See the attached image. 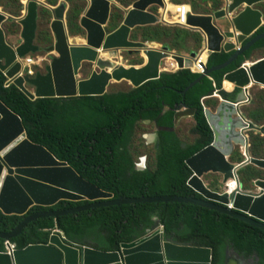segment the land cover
Wrapping results in <instances>:
<instances>
[{
	"label": "water",
	"instance_id": "95a60500",
	"mask_svg": "<svg viewBox=\"0 0 264 264\" xmlns=\"http://www.w3.org/2000/svg\"><path fill=\"white\" fill-rule=\"evenodd\" d=\"M115 2L87 0V8L80 18L84 43L70 40L80 36L71 38L69 35L66 5L59 4L53 8L50 30L54 43L45 49L35 44L39 0H27L24 15L17 19L22 30L21 41L16 46L8 43L3 29L5 22L15 18L0 11V71L12 85L34 101L39 98L102 96L108 92L111 84L122 81L137 88L160 78L163 60L174 59L180 69H188L187 64L197 61L196 52L184 56L170 51L168 47L154 48L131 39L134 29L159 23L149 9H164V0H134L120 25L108 31ZM260 2L264 0H212L211 8L218 9H214L211 14L192 13L187 16V27L203 34V50L208 57L221 52L232 56L223 65L206 67L204 74L183 90L182 95H186L213 72L229 68L264 41V34L257 35L262 25V14L253 8ZM218 21H222L220 27L216 24ZM237 33L240 36L236 42L242 45L239 51H235V44L229 41ZM42 52L49 56L48 61L45 59L47 64L44 73L37 72L34 77L20 76L19 60ZM122 52L140 54L144 63L139 67H127L116 61L122 59ZM105 54L106 57H102ZM251 58L225 76L224 82L233 86L231 92L221 88L212 95V99L218 100L215 111L204 110L213 142L186 162L192 174L187 186L200 199H113V194L83 179L67 162L58 160L44 146L31 142L21 118L0 101V211L4 215L25 216L33 207L50 208L60 201L89 203L67 210L28 215L10 233L0 232V238L10 240L17 237L29 223L40 218H58L108 206L168 203L209 209L264 232V180L254 182V191L244 192L237 178V173L247 166L264 171V160L250 158L248 153V134L264 137V126L257 127L247 121L240 110L251 101V87L264 89V59L250 63ZM86 63L93 64L94 70L88 78L79 79ZM183 107L188 110L181 105L176 111ZM189 111L194 115L193 110ZM155 138L157 143L156 134ZM237 148L244 151L245 158V162L238 166L229 162ZM210 174L222 177V192L207 188L203 178ZM233 180L239 187L228 194L227 185ZM229 205L232 210L227 209ZM234 256L237 257L235 253ZM212 260L210 248L174 244L165 239L163 232L154 229L145 237L122 244L119 250L113 252L84 245L75 246L58 234H52L48 243L29 244L24 248H16L11 254L0 251V264H212Z\"/></svg>",
	"mask_w": 264,
	"mask_h": 264
},
{
	"label": "trees",
	"instance_id": "16d2710c",
	"mask_svg": "<svg viewBox=\"0 0 264 264\" xmlns=\"http://www.w3.org/2000/svg\"><path fill=\"white\" fill-rule=\"evenodd\" d=\"M46 1L56 6L59 0ZM81 11H78L77 17ZM145 28L193 33L177 26ZM261 34H264V28L257 33ZM79 35L76 33L74 36ZM147 41L163 46L168 43L153 38ZM173 45V50H188L186 46L178 48ZM262 49L264 41L229 68L202 79L186 95L181 92L199 78L198 74L188 69L162 73L159 79L137 88L125 81L114 83L102 96L39 98L34 101L14 85L5 87L7 78L0 71V101L21 118L31 142L44 146L58 160L67 162L83 179L113 194V199H200L187 186L192 174L186 162L213 142L203 102L215 91L221 90L227 74L248 61L253 51ZM34 56L41 57L42 54ZM231 56L230 53H213L207 66L223 65ZM37 72L40 70L35 74ZM123 83L127 88L118 87ZM181 105L195 112L191 130L196 137L194 144H185L178 128H175L176 109ZM154 132L158 135L156 147L147 144L144 138ZM143 157H146V169L141 171L136 165ZM87 204L86 201H60L50 208L33 207L25 216L4 215L0 211V232L10 233L34 213L67 210ZM157 225L163 228L165 239L174 244L210 248L212 264H225L228 250L243 259L264 264V232L190 204L108 206L58 218H40L29 223L20 235L10 240L18 248L45 244L52 231L59 229L70 242L113 252L119 250L122 244L145 237ZM4 240L0 238V250L4 249Z\"/></svg>",
	"mask_w": 264,
	"mask_h": 264
},
{
	"label": "rangeland",
	"instance_id": "374dc122",
	"mask_svg": "<svg viewBox=\"0 0 264 264\" xmlns=\"http://www.w3.org/2000/svg\"><path fill=\"white\" fill-rule=\"evenodd\" d=\"M39 1H40V5L38 7L37 31H36V40H35V44L37 46H39L42 49H45L54 43V37L50 30V24L53 20L52 9L58 6L59 4L66 5L67 8L66 21H67V27L70 37L72 38L76 33H80L79 36L82 37L84 36V31L80 27V18L87 8V0H82L83 2L79 0H59L56 6L50 4L46 0H39ZM130 1L131 0H116V2L112 5L110 23L107 27L108 31H113L120 25L124 17V14L131 6L132 2L130 3ZM179 1H183V0H179ZM185 1L189 5L191 4L196 10L199 11L202 10V8L204 7L202 5H204L203 3L206 0L203 1L185 0ZM26 3L27 0H2L0 2V11L15 18V20H8L3 24V29L5 31L7 41L8 43L14 46L18 45L19 42L21 41L22 28L18 23L17 19L21 18L24 15ZM180 8H181L180 6L176 8L177 12L178 10H180ZM81 9L82 11L78 15L79 17H77L78 11ZM187 9L191 10V8L188 6L185 7V10ZM68 12L70 17L69 19H68ZM164 20L168 22H173L177 20V17H175L173 21L172 20L170 21L168 20L167 16H164ZM165 31H156L148 28H138L132 32L131 39L142 43H147V40L151 38L158 40H166L168 42L166 47L168 48H171V44L173 45L174 43L175 46L178 48H184L186 46L187 48L196 50L198 46V40L193 33L182 32L179 30H167L166 32ZM178 39L180 40L183 39V41L180 42V40ZM70 40L73 43L74 42L84 43V39L81 37H77V39L74 38ZM152 46L158 47V45L156 44H153L150 47ZM39 54L40 55L42 54V57H44L45 59L47 58V55L45 53L42 52ZM120 55L122 59L119 58L116 61L123 63L127 67L129 66L139 67L144 63V58L140 54L128 55L126 52H122ZM105 56L106 54L104 55V57ZM33 57L36 59L38 56L33 55ZM46 60L48 61V59ZM46 64L47 62H44L42 63L41 67L34 66V69L36 71L40 70V72H43ZM93 70H94L93 64H89V63L84 64L79 79L88 78ZM118 87H121V89L127 88L126 84L124 83L119 85ZM252 98L253 100H251L250 103L252 105L248 108L249 110L248 114L252 115L250 121L256 123L254 125H259L260 122L262 123V121H264V108H261V106L264 105V90L261 91L258 90L257 88L253 89ZM206 105L210 107L211 111H215V109L218 106V102L207 101ZM193 127H194V123L192 119L190 120V123L180 124L178 126V132L181 135V138L183 139L185 144H194L196 137L191 133ZM248 138H249L248 140L250 146L248 149L249 156L254 159H259V160L264 159V137L260 135H255L253 133H249ZM242 153L244 155V151ZM241 155H242L241 150L237 148L229 162L241 163L242 161H244ZM237 177L242 188L246 189L247 191H254L253 184L255 181L264 180V171H261L253 166H247L239 171ZM203 181L204 183H206L205 185H207V187H210V189H212V191L222 192L223 187H222V180L220 177L215 175H207L203 178ZM227 255H229L231 259L235 261L234 263L237 264H240V262L242 264H257L256 261L254 260H249V259L243 260L238 255L237 257L234 256V252H232L231 250L227 251Z\"/></svg>",
	"mask_w": 264,
	"mask_h": 264
},
{
	"label": "crops",
	"instance_id": "0c3cea01",
	"mask_svg": "<svg viewBox=\"0 0 264 264\" xmlns=\"http://www.w3.org/2000/svg\"><path fill=\"white\" fill-rule=\"evenodd\" d=\"M165 2V8L164 9H161V8H159V7H152L151 9H149V11L151 12V13H153L154 15H156V17L158 18V20H159V23H157V24H155V25H150V26H156V25H167V26H177V27H180V28H184V29H187V30H191L192 32H193V34L196 36V38H197V40H198V46H197V48H196V51H193V49H190V48H188V50L187 51H185V50H183V49H181V50H173V49H171V48H169V50L170 51H172V52H175V53H177V54H181V55H184V56H188V55H190L191 53H193V52H196V53H199L200 51H202L203 50V47H204V41H205V39H204V36H203V34L200 32V31H198V30H194V29H190L189 27H181V26H178V25H176V23L175 22H168V21H165L164 20V16H167L168 17V20H172L173 21V19L177 16V10H176V8L178 7V6H180V5H187L188 7H190L191 8V10H190V13L189 14H192V13H194V14H198V15H209V14H211L212 13V11L214 10V9H218L217 7H212L211 8V2H212V0H206V1H204V5H202V6H204L203 8H202V10H196L191 4L189 5L185 0H183V1H179V0H164ZM203 1V0H202ZM168 4V5H167ZM169 4H170V6H169ZM171 7V8H170ZM253 8H255V9H257V10H259L260 12H261V14H262V19H261V21H262V25H261V29H263L264 28V2H260V3H258L257 5H255ZM188 14V15H189ZM187 15V16H188ZM219 23V24H218ZM216 24H217V26L219 25V27L221 26V24H222V21H218V22H216ZM225 25V24H224ZM145 27H149V26H144V27H138V28H145ZM138 28H136V29H138ZM260 29V30H261ZM135 30V29H134ZM133 30V31H134ZM259 30V31H260ZM132 31V32H133ZM80 37H82V36H80ZM230 42H232V43H234L235 41H234V39H231V40H229ZM147 43H148V45H153V44H156V45H158V47L159 48H162V47H166V46H163V45H161V44H159V43H157V42H151V41H147ZM235 44V43H234ZM236 44H237V42H236ZM242 47V46H241ZM180 51V52H179ZM263 53H264V49H262V50H256L254 53H253V55H252V57L253 58H251V60L249 61L250 63H255V62H258V61H260V60H263L264 59V55H263ZM42 57V56H41ZM209 58V57H208ZM207 63H208V60H207ZM41 66H42V64H41ZM40 66V67H41ZM208 67V66H207ZM36 71V70H35ZM225 78V77H224ZM225 83H227V82H224V79H223V83H222V88H225L224 87V84ZM232 86V85H231ZM231 86H227L226 87V92H231L232 90H231ZM255 88H257L258 90H261V91H263L264 89H261L260 87H257V86H253V87H251L250 89H249V95H250V100H253V98H252V91H253V89H255ZM232 89H233V86H232ZM231 90V91H230ZM212 97L213 96H211V97H209V98H207V99H205L204 100V102H203V106H204V110H206V109H208V110H211L210 109V107H208L207 105H206V102L207 101H216V102H218V100H216V99H212ZM250 103H251V101H250ZM248 104V105H245L244 107H242L240 110H241V113H242V116L247 120V121H249V122H252V121H250V119L252 118V115H249L248 114V112H249V110H248V108L252 105V104ZM261 108H264V105L263 106H261ZM193 118H194V115H192V113L189 111V110H187V109H185L184 107L183 108H181L180 110H178V111H176V116H175V128H178V126L180 125V124H188V123H190V120L192 119L193 120ZM252 124H256V123H253L252 122ZM255 126H259V127H263L264 126V121H262V123L260 122L259 123V125H255ZM155 134L157 135V133H150V134H147V135H145L144 136V138L147 140L146 142H147V144H154L155 145V147L157 146V144H158V141H157V143H156V138H155ZM158 136V135H157ZM155 141V142H154ZM250 147V146H249ZM241 156H242V158L244 159V161H242L241 163H231V164H234V165H236V166H238V165H240V164H242V163H244L245 162V158H244V155H243V153H242V151H241ZM251 158V157H250ZM254 159V158H253ZM260 160H264V159H260ZM262 171V170H261ZM239 173V172H238ZM238 173H237V175H238ZM210 175H212V174H210ZM215 176H218V177H220L221 178V180H222V177L220 176V175H215ZM238 178V177H237ZM239 182V181H238ZM206 184V183H205ZM240 184V183H239ZM207 186V185H206ZM241 186V185H240ZM207 188H209L210 189V187H207ZM211 191H212V189H210ZM242 190L244 191V192H251V191H247L246 189H244V188H242ZM213 192H218V191H213ZM218 193H220V192H218ZM159 227H161V226H156L155 228H154V231H157V229L159 228ZM163 232V231H162Z\"/></svg>",
	"mask_w": 264,
	"mask_h": 264
},
{
	"label": "built area",
	"instance_id": "2783aa9c",
	"mask_svg": "<svg viewBox=\"0 0 264 264\" xmlns=\"http://www.w3.org/2000/svg\"><path fill=\"white\" fill-rule=\"evenodd\" d=\"M180 7L181 8H180V10H178L177 16H176L178 19L176 22V25L181 26V27H187V15L190 13V10L189 9L185 10V7H187V5H180ZM238 36H240L239 33H237L235 35V38H234L235 51H239L241 49V46H242L238 43L236 44ZM204 52H206V51L203 50V51H200L199 53H197L198 58H197V61L194 62L197 64V68H191V67L188 68V70H190L192 73H195L198 75L204 74L205 68L207 67V60H208V55L206 53L205 60L203 62L201 61V55ZM44 62H45L44 57H37L36 59L33 57V55H28V56L24 57L23 59L19 60V63L21 64L20 76L34 77L35 72H36L34 69V66L40 67L41 64ZM160 69H161L162 73H175L179 70H182L178 66V63L172 58H168L166 60H163L161 63ZM10 85H12V83L10 82L9 79H7L5 82V87H9ZM215 92H217V91H215ZM215 92L213 93V96L215 95ZM136 168L141 170V171H144L146 169V157H143L140 160V163H138L136 165ZM227 209L232 210V206H230V205L227 206ZM157 230L162 232L163 228L159 227ZM52 234H58V235H60V237H63L66 241H68L67 238L64 237L63 234L57 229H54L52 231ZM68 242L72 245H75V246L79 245V244H76V243H73L70 241H68ZM16 248H18L16 246V244L14 242H12L11 240L7 239V240H4V249L0 250V251L11 254Z\"/></svg>",
	"mask_w": 264,
	"mask_h": 264
},
{
	"label": "bare ground",
	"instance_id": "6f19581e",
	"mask_svg": "<svg viewBox=\"0 0 264 264\" xmlns=\"http://www.w3.org/2000/svg\"><path fill=\"white\" fill-rule=\"evenodd\" d=\"M102 57H104V55L102 56ZM106 57V56H105ZM205 57H206V52H204L202 55H201V61L203 62L204 60H205ZM185 65H186V63H185ZM187 66L188 67H191V68H197V64L196 63H193V62H191V63H189V64H187ZM231 86V84H229V83H225L224 84V89L226 90V87L227 86ZM231 90H232V86H231ZM230 90V91H231ZM227 91V90H226ZM155 142V141H154ZM238 185L236 184V182L233 180V181H230L229 183H228V185H227V193L228 194H230V193H232V192H234L235 190H237L238 189ZM233 261V263L235 262L234 260H232Z\"/></svg>",
	"mask_w": 264,
	"mask_h": 264
},
{
	"label": "flooded vegetation",
	"instance_id": "af4514ba",
	"mask_svg": "<svg viewBox=\"0 0 264 264\" xmlns=\"http://www.w3.org/2000/svg\"><path fill=\"white\" fill-rule=\"evenodd\" d=\"M47 55V54H46ZM49 58V56L47 55V58L46 59H48ZM243 259V258H242ZM225 263L227 264H237V263H233V261H232V259H231V257L229 256V255H226V258H225Z\"/></svg>",
	"mask_w": 264,
	"mask_h": 264
}]
</instances>
